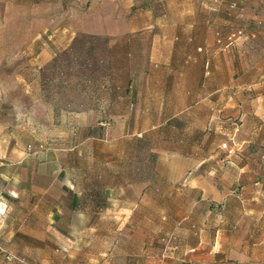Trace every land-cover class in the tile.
<instances>
[{
    "label": "crops",
    "instance_id": "crops-1",
    "mask_svg": "<svg viewBox=\"0 0 264 264\" xmlns=\"http://www.w3.org/2000/svg\"><path fill=\"white\" fill-rule=\"evenodd\" d=\"M254 3L0 0V264H264ZM82 36L107 74L66 99Z\"/></svg>",
    "mask_w": 264,
    "mask_h": 264
},
{
    "label": "trees",
    "instance_id": "trees-1",
    "mask_svg": "<svg viewBox=\"0 0 264 264\" xmlns=\"http://www.w3.org/2000/svg\"><path fill=\"white\" fill-rule=\"evenodd\" d=\"M89 41L84 36L76 39L69 50L55 58L49 71L42 76L43 85L49 81L67 82L70 75L75 74L78 78L89 77L95 74L99 67L93 63H87L91 58L92 46L86 47ZM56 73V74H55Z\"/></svg>",
    "mask_w": 264,
    "mask_h": 264
},
{
    "label": "rangeland",
    "instance_id": "rangeland-1",
    "mask_svg": "<svg viewBox=\"0 0 264 264\" xmlns=\"http://www.w3.org/2000/svg\"><path fill=\"white\" fill-rule=\"evenodd\" d=\"M254 1H255L254 5H255V7H257V10L259 11L260 16H264V0H254ZM89 42L92 44L94 41H89ZM99 43L102 44V40L99 41ZM88 45H90V44L88 43ZM88 45H86V46H88ZM97 46H99V45H97ZM94 59L97 61L96 63L98 64V67H99L98 71L95 74L97 76H99L100 78H102L101 75L107 74V72L104 69L103 62L102 61L99 62V60L102 59V56L95 55ZM87 81H88V77L78 78V77H76L75 74H72V75H70V77L68 78L66 83L65 82L61 83V82H58V81L57 82H52V84H50V89L55 94H58V95H63L64 94V97H66V99H72V98L74 99V98L77 97L78 93L82 92L83 90H88L89 89V87H90L89 85H91V84L88 83ZM58 83H60L61 86L58 85ZM87 86H89V87H87ZM73 106H75V105H73ZM6 122H10L11 123V121H8V120ZM98 122H100L101 125H104V126H101V127H108L109 126L108 123L110 121L102 119V120H99ZM41 136H42L43 140H42V143L39 144L40 148L44 147V145H45L44 144L45 143V140H44L45 136L44 135H41ZM27 141H29L27 143L28 144L27 148L31 150L32 143H31L30 138L28 136H27ZM4 159H6V158H4Z\"/></svg>",
    "mask_w": 264,
    "mask_h": 264
},
{
    "label": "built area",
    "instance_id": "built-area-1",
    "mask_svg": "<svg viewBox=\"0 0 264 264\" xmlns=\"http://www.w3.org/2000/svg\"><path fill=\"white\" fill-rule=\"evenodd\" d=\"M6 258H7V259H10V258H15V257L12 256V255L7 254V255H6Z\"/></svg>",
    "mask_w": 264,
    "mask_h": 264
},
{
    "label": "clouds",
    "instance_id": "clouds-1",
    "mask_svg": "<svg viewBox=\"0 0 264 264\" xmlns=\"http://www.w3.org/2000/svg\"><path fill=\"white\" fill-rule=\"evenodd\" d=\"M0 212H3V208H0Z\"/></svg>",
    "mask_w": 264,
    "mask_h": 264
}]
</instances>
